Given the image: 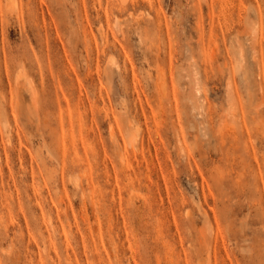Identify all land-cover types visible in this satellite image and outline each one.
<instances>
[{"label":"rangeland","instance_id":"1","mask_svg":"<svg viewBox=\"0 0 264 264\" xmlns=\"http://www.w3.org/2000/svg\"><path fill=\"white\" fill-rule=\"evenodd\" d=\"M0 264H264V0H0Z\"/></svg>","mask_w":264,"mask_h":264}]
</instances>
